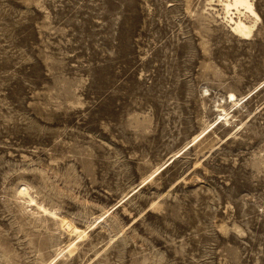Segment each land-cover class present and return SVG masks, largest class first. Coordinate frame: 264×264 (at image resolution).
<instances>
[{
    "label": "rangeland",
    "instance_id": "374dc122",
    "mask_svg": "<svg viewBox=\"0 0 264 264\" xmlns=\"http://www.w3.org/2000/svg\"><path fill=\"white\" fill-rule=\"evenodd\" d=\"M253 3L0 0V264H264Z\"/></svg>",
    "mask_w": 264,
    "mask_h": 264
},
{
    "label": "bare ground",
    "instance_id": "6f19581e",
    "mask_svg": "<svg viewBox=\"0 0 264 264\" xmlns=\"http://www.w3.org/2000/svg\"><path fill=\"white\" fill-rule=\"evenodd\" d=\"M219 1L222 4L223 10L226 13V18L229 19V23L231 24L230 29L233 31L232 33H235L236 35L240 36L243 39H248L254 30V26H251V24L249 25L246 21H244L242 19V15H245L243 12L245 11V13H249V15H252L254 19L259 21V16L257 12L255 11L253 0H219ZM210 4H212V2ZM233 11H236V13H234ZM223 20L225 19L223 18ZM244 99L246 98L238 99L233 93L229 94V97L227 98L228 101L234 102L235 105L242 102V100ZM218 110L220 112V115L218 116V119L213 123V125L216 123L219 125L222 122H225V121L227 122L229 119L230 114L228 111H226L225 109H218ZM103 218H104L103 215L100 217H97L96 221H100ZM75 249H76V243L75 242L69 243L64 248V250H61L56 255V258L52 262H55L59 257H62L64 252L67 251L68 253H73L75 252Z\"/></svg>",
    "mask_w": 264,
    "mask_h": 264
}]
</instances>
